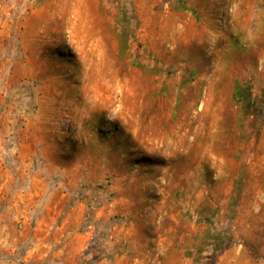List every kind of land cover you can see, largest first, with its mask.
Listing matches in <instances>:
<instances>
[{
  "label": "rangeland",
  "instance_id": "1",
  "mask_svg": "<svg viewBox=\"0 0 264 264\" xmlns=\"http://www.w3.org/2000/svg\"><path fill=\"white\" fill-rule=\"evenodd\" d=\"M0 264H264V0H0Z\"/></svg>",
  "mask_w": 264,
  "mask_h": 264
},
{
  "label": "trees",
  "instance_id": "2",
  "mask_svg": "<svg viewBox=\"0 0 264 264\" xmlns=\"http://www.w3.org/2000/svg\"><path fill=\"white\" fill-rule=\"evenodd\" d=\"M235 95L239 98V100H243V106L246 110L251 108L249 102V91L247 88L237 85L235 89Z\"/></svg>",
  "mask_w": 264,
  "mask_h": 264
}]
</instances>
